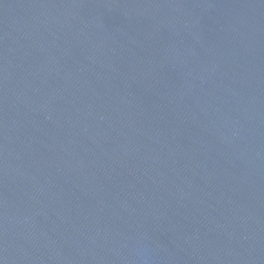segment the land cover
Wrapping results in <instances>:
<instances>
[{
  "label": "water",
  "instance_id": "1",
  "mask_svg": "<svg viewBox=\"0 0 264 264\" xmlns=\"http://www.w3.org/2000/svg\"><path fill=\"white\" fill-rule=\"evenodd\" d=\"M0 264H264V0H0Z\"/></svg>",
  "mask_w": 264,
  "mask_h": 264
}]
</instances>
